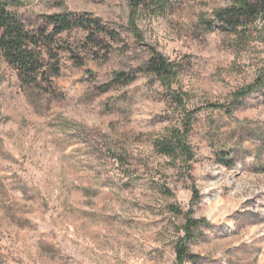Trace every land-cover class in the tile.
<instances>
[{"label": "rangeland", "instance_id": "obj_1", "mask_svg": "<svg viewBox=\"0 0 264 264\" xmlns=\"http://www.w3.org/2000/svg\"><path fill=\"white\" fill-rule=\"evenodd\" d=\"M1 1L28 27L89 12L124 41L83 66L64 52L54 94L0 52V264H264V24L223 32L215 12L239 0ZM153 51L173 78L141 70ZM118 71L137 78L104 92ZM176 130L190 153L164 155Z\"/></svg>", "mask_w": 264, "mask_h": 264}, {"label": "trees", "instance_id": "obj_2", "mask_svg": "<svg viewBox=\"0 0 264 264\" xmlns=\"http://www.w3.org/2000/svg\"><path fill=\"white\" fill-rule=\"evenodd\" d=\"M156 0H130L133 8H140ZM219 28L226 33L238 34L240 27L257 21L264 24V0H239L236 4L220 8L215 12ZM74 30L85 32L80 49H75L62 36ZM124 39L119 30L105 24L102 19L89 12L63 11L43 16L39 26L28 27L6 3L0 0V52L6 62L18 74L26 89H45L53 92V79L62 73V54H71L79 66L85 64L83 54L94 55L95 59L107 60L115 51V45ZM141 70L154 74L163 81L176 75V66L163 54L153 51ZM137 78L136 73L118 71L109 83L102 86L104 92L113 86L129 84ZM250 91V90H249ZM247 90L243 92L246 94ZM171 97L182 108L185 103L182 94L173 90ZM217 106V105H214ZM188 130L186 129V132ZM158 150L172 156L177 151L190 153L185 134L174 131L169 138L156 141ZM200 221L189 220L186 228L191 231ZM177 258L180 263L186 259L193 261L194 255L188 253L183 240L177 245Z\"/></svg>", "mask_w": 264, "mask_h": 264}]
</instances>
